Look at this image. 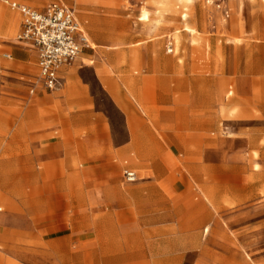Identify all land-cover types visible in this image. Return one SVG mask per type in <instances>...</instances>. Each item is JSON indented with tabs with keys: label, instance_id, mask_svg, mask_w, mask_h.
<instances>
[{
	"label": "crops",
	"instance_id": "1",
	"mask_svg": "<svg viewBox=\"0 0 264 264\" xmlns=\"http://www.w3.org/2000/svg\"><path fill=\"white\" fill-rule=\"evenodd\" d=\"M12 2L23 5L0 0L8 9L0 8V186L10 187L1 192L10 199L15 196V209L2 214L0 208V264H26L17 258L21 247L15 245L26 239L43 244L30 250L51 249L58 242L66 249L67 238L61 234L67 231L68 202L74 203L77 249L90 219L92 264H140L147 260V251L160 245L155 239L163 234L173 235L167 240L171 243L161 247L170 256L152 264H195L196 251L202 248L201 231L210 232L205 224L212 213L205 202L195 205L192 198L176 202L160 188L169 170L165 157L185 145L178 133L154 126L156 111L140 94L143 83L153 77L138 76L133 60L131 65L121 64L123 52L91 47L77 21L88 45L72 65L60 69L59 88L45 90L38 80L35 53L15 42L21 14L8 6ZM98 47L102 49L96 51ZM146 67L154 74L160 70L156 65ZM86 72L93 74L117 111L118 133L113 118L97 105ZM153 101L164 105L163 98ZM121 167L135 168L145 177L127 183L119 177ZM181 169L188 177L175 186H183L180 193L185 194L189 186L204 183L197 171L210 167L188 162ZM87 175L90 182L84 184ZM36 187L45 193L28 199V190ZM204 200L217 207L223 203L210 190ZM41 231L48 234L47 240ZM42 260L38 264H67L61 258Z\"/></svg>",
	"mask_w": 264,
	"mask_h": 264
},
{
	"label": "rangeland",
	"instance_id": "2",
	"mask_svg": "<svg viewBox=\"0 0 264 264\" xmlns=\"http://www.w3.org/2000/svg\"><path fill=\"white\" fill-rule=\"evenodd\" d=\"M14 1L36 10L53 2L63 4L74 12L91 47L123 52L121 64L131 65L133 60L138 76L153 77L152 82L143 83L140 94L156 111L154 126L178 133L185 145L165 157L169 170L160 188L176 202L190 198L195 205L205 202L212 213L205 224L210 232L204 235L201 231L202 248L196 251L195 264H264V0ZM0 8L8 10L1 4ZM84 63L89 64L86 59ZM151 65L160 70L148 71L146 66ZM85 79L118 133L117 111L91 72L85 73ZM159 97L164 105L154 104ZM188 162L210 167L197 171L207 186L191 185L181 194L183 186L175 184L188 177L181 169ZM132 169L137 179L130 184H135L145 176ZM87 176L84 184L90 182ZM8 188L0 186L2 214L15 209V196L12 201L2 193ZM209 190L216 199L222 197V206L204 200ZM44 193V188L36 187L26 197L38 199ZM66 209L67 231L61 235L67 238V248L58 242L51 249L30 250L43 244L26 239L15 243L21 247L17 258L26 264H38L44 257L92 264L90 219L80 239L82 247L77 249L74 203L68 202ZM40 236L48 239L42 231ZM172 236L156 237L160 245L147 251V260L140 264L166 261L170 251L161 247L171 243L167 240Z\"/></svg>",
	"mask_w": 264,
	"mask_h": 264
},
{
	"label": "built area",
	"instance_id": "3",
	"mask_svg": "<svg viewBox=\"0 0 264 264\" xmlns=\"http://www.w3.org/2000/svg\"><path fill=\"white\" fill-rule=\"evenodd\" d=\"M7 4L21 14L15 42L35 53L42 87L47 91L56 90L60 86V69L72 65L88 45L74 12L59 2L50 3L42 10L15 2ZM123 177L127 183L136 181L133 171H123Z\"/></svg>",
	"mask_w": 264,
	"mask_h": 264
},
{
	"label": "bare ground",
	"instance_id": "4",
	"mask_svg": "<svg viewBox=\"0 0 264 264\" xmlns=\"http://www.w3.org/2000/svg\"><path fill=\"white\" fill-rule=\"evenodd\" d=\"M169 52H170V50H169Z\"/></svg>",
	"mask_w": 264,
	"mask_h": 264
}]
</instances>
